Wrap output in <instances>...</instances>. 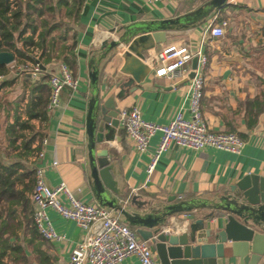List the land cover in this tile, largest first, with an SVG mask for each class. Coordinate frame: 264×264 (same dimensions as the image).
Here are the masks:
<instances>
[{"label": "crops", "instance_id": "crops-1", "mask_svg": "<svg viewBox=\"0 0 264 264\" xmlns=\"http://www.w3.org/2000/svg\"><path fill=\"white\" fill-rule=\"evenodd\" d=\"M206 1L164 0L154 4L147 0H85L79 18L75 22L72 20V33L75 31L77 37L75 73L70 68L74 77L79 78V87L76 92L65 89L59 107L47 111L45 120L40 118V125L33 134L41 139L46 138L47 144L40 145V148H45V155L37 162L32 159L33 153L16 157V153L22 151L19 143V148L11 152L7 124H13L17 117L21 122L16 110L19 112L24 97L21 103L19 101L27 91L31 95L32 88L42 79L35 82L29 75H18L12 70L0 79L2 104L14 102L13 108L19 104L17 109H11L9 115L4 110L0 115V169L8 174L13 168L14 172L21 174L26 173L27 169L35 171L37 165L48 164L46 180L49 187L65 182L78 199L100 205L90 185L87 149L91 55L99 53L104 41L117 38L129 25L179 17L194 11ZM223 23L225 34L222 37L213 36L211 28ZM166 35V41L149 52L147 63L152 68L151 72L134 92L117 100L118 108L137 107L146 120L159 124L169 123L179 109L189 117L190 79L174 80L154 74V68L161 65L156 55L162 48L172 42L185 43L193 53L201 51L207 58L202 113L210 130L236 133L246 144L239 154L212 147L193 150L173 144L160 156L150 174L148 165L161 134L157 133L151 139L148 150L141 153L136 150L126 131L117 129L115 138L100 146L109 150L110 161L117 165L116 179L121 194L109 193L121 200L127 209L141 213L165 206L170 201L194 198L217 201L221 196L231 195L232 188L248 175L264 178V0H227L205 21L167 31ZM124 50L125 47H121L100 66L102 100L119 91L114 86L107 90L103 80L107 76L114 78L117 75L123 63ZM195 57L198 58L197 55ZM193 59L189 63L190 71ZM61 63L54 59L43 67L49 73H58ZM11 64L7 65L10 69ZM254 119L256 122L251 126ZM53 161H58V164L52 166ZM24 181H29L28 176ZM16 185L18 189L23 187V183L18 181ZM27 195L34 210L32 193ZM17 212L13 224L4 231L6 240H0V264H66L77 245L87 238L88 232L75 221L49 208L47 214L50 222L64 237L59 241H47L37 229L26 224V212ZM209 212V209H201L172 215L164 228L169 233H182L191 222ZM115 215L124 221L119 213L115 212ZM216 216L212 226H223L226 215L217 212ZM151 245L160 263L157 251ZM225 249L226 257L218 258L217 264H239V258H229V243ZM122 264L142 263L132 255ZM258 264H264V254Z\"/></svg>", "mask_w": 264, "mask_h": 264}, {"label": "water", "instance_id": "water-1", "mask_svg": "<svg viewBox=\"0 0 264 264\" xmlns=\"http://www.w3.org/2000/svg\"><path fill=\"white\" fill-rule=\"evenodd\" d=\"M226 2L207 0L194 11L179 17L129 25L117 38L104 41L99 53L89 59L91 98L86 131L92 191L101 206L119 213L124 222L135 227L143 240L154 245L160 264H217L218 258L226 257L227 243L231 249L229 258H239V264H258L264 254L263 177L255 174L244 177L232 188L231 195L221 196L217 201L205 198L170 201L165 206L141 213L127 209L121 200L109 193L121 194L116 179L117 165L110 161L109 150L100 147L115 138L117 129H123L118 117L120 109L117 100L134 92L149 75V52L166 41L167 31L203 22ZM121 47H125L122 66L114 78L107 76L103 80L107 90L114 86L119 91L102 100L100 66ZM197 60V57L193 59L192 71L185 80L194 76ZM14 61L13 52L0 50V64L9 65ZM133 203L134 200L131 201ZM201 209H209L210 212L191 222L182 233L165 230L164 226L172 215ZM217 212L226 215L221 227L212 226Z\"/></svg>", "mask_w": 264, "mask_h": 264}, {"label": "built area", "instance_id": "built-area-1", "mask_svg": "<svg viewBox=\"0 0 264 264\" xmlns=\"http://www.w3.org/2000/svg\"><path fill=\"white\" fill-rule=\"evenodd\" d=\"M147 1L157 4L164 0ZM14 9H16V1L10 0V15ZM211 34L215 37H222L225 34V23L213 26ZM25 35L33 34L30 29H27ZM33 37L37 40V34ZM26 49L31 59L26 65H17L14 71L18 75H29L35 82L40 81L45 75L49 76L47 82L50 87V99L47 111L51 112L59 107L65 89H70L72 92L78 90L79 78L74 77L71 68L63 62L60 64L58 73H49L39 60V48L31 46ZM196 55L198 64L194 69V76L189 80V117L185 116L184 110L179 109L169 123L159 124L146 120L137 107L120 109L118 116L120 124L139 152H146L151 139L157 133L161 134L148 165L150 174L160 156L173 144L193 150L212 147L237 154L242 152L246 144V141L236 133L210 130L204 119L202 98L207 58L201 51L195 54L185 43H169L156 55L161 65L154 68V74L157 77H168L174 80L185 78L191 72L189 63ZM3 77L0 75V79ZM29 100L30 94L27 91L18 114L21 121H28L31 125H35V129H38L40 118L32 120L27 114ZM22 133L34 137L31 141V147L34 150L32 159L36 162L42 159L45 155V148H40V145H46L47 139L34 135L31 128L23 130ZM18 143L22 145V137L19 138ZM57 164L58 161H53L51 165L56 166ZM48 167L49 165L45 164L37 165L35 168L36 181L32 193V201L35 205L33 221L39 234L47 241H59L64 237L54 229L50 222L47 214L49 208L54 209L66 219L75 221L80 228L88 232L86 240L77 245L66 264H122L132 255L137 256L142 264H160L156 260L151 242L141 239L136 230L115 215L111 209L78 199L65 182L49 187L46 180Z\"/></svg>", "mask_w": 264, "mask_h": 264}, {"label": "trees", "instance_id": "trees-1", "mask_svg": "<svg viewBox=\"0 0 264 264\" xmlns=\"http://www.w3.org/2000/svg\"><path fill=\"white\" fill-rule=\"evenodd\" d=\"M15 1L16 9L10 15V0H0V50L13 52L18 64L24 59L30 60L31 57L26 48L36 46L40 50L39 60L43 65L56 59L66 63L75 73L77 37L75 31L72 33L73 21L75 22L79 18L85 0ZM27 29H30L33 35L37 34V40L33 35H25ZM9 72V66L0 64V75L6 76ZM48 78V75L43 76L41 82L32 88L27 109L29 119L41 118L45 120L47 118V104L50 99V88L46 83ZM13 104L14 102L3 105L0 99V115L3 110L6 115L7 113L9 115L11 109H17L18 105L13 108ZM255 122L256 119L252 120L251 126ZM7 125L11 152H15L19 148L18 139L22 137V151H18L16 157L22 158L23 155L32 154L31 141L34 137L22 133L32 125L28 121L20 122L19 117L13 124L8 123ZM14 171L15 169L12 168L8 174H5L0 169V219L4 225V227L2 226L3 231L0 227V240H6L4 231L13 224L19 210L21 213H27L24 216L26 224L32 225V229L36 230L31 198L27 195V193H33L36 181L35 171L27 169L26 173L21 174ZM26 176L29 178L27 183L24 181ZM17 181L23 183L22 189L17 188Z\"/></svg>", "mask_w": 264, "mask_h": 264}, {"label": "rangeland", "instance_id": "rangeland-1", "mask_svg": "<svg viewBox=\"0 0 264 264\" xmlns=\"http://www.w3.org/2000/svg\"><path fill=\"white\" fill-rule=\"evenodd\" d=\"M26 51H28V49H26ZM29 52V51H28ZM28 63V60H26V59H24L22 62H20V63H16V61L15 62H12V64L10 65V67H11V69L10 70H12V72H15L14 70L16 69V66L18 65H26ZM10 73V72H9ZM15 74H16V72H15ZM20 75H23V76H25L24 74H20ZM24 97V94L22 95V97H21V99H20V101H19V103H21V100H22V98ZM19 107V104H18V106H17V108ZM16 113H18V111L16 110ZM31 129H32V132L34 133V129H35V125L34 124H32V127H31Z\"/></svg>", "mask_w": 264, "mask_h": 264}]
</instances>
